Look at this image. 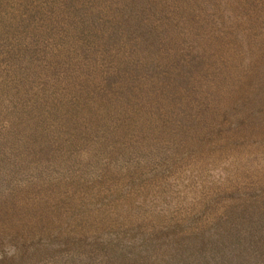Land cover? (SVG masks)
Masks as SVG:
<instances>
[{
  "label": "trees",
  "instance_id": "obj_1",
  "mask_svg": "<svg viewBox=\"0 0 264 264\" xmlns=\"http://www.w3.org/2000/svg\"><path fill=\"white\" fill-rule=\"evenodd\" d=\"M145 1L150 3L136 8L129 2L123 8L127 54L133 60L111 62L102 71L97 70L98 65H88L85 71L84 61L89 44L119 43L120 50L123 47V37H116L121 24L109 14L96 23L103 42L95 34L85 45L78 39L79 53L72 56V69L70 60L60 55L63 48L54 41L56 36L44 42L43 24L35 23L36 28L28 34V20L25 35L21 32L14 39L16 29L10 34L8 24L14 10L20 9L19 14L29 19L36 8L4 2L8 9L0 11V186L23 182L28 188H55L62 199L73 200L78 187L73 183L75 179H82L83 175L87 177L84 180L91 178L90 172L86 174L81 168L104 171L116 156L123 161V137H130V133H123V118H103L100 123L83 119L81 125L71 117H123V93L124 101L135 102L145 115L163 117L167 115L164 109L169 112L163 101L169 71L159 70L158 65L170 63L173 58L176 59L170 64L176 63L186 49L196 50L202 62L218 45L238 46L245 62L249 52L242 48L243 41L252 34L231 28L245 24L252 29L254 25L264 26V0ZM70 29L76 31L77 27L73 23ZM26 37L34 42V47L24 50L16 41ZM34 49H39L35 53L39 59L35 61L42 67L41 73L30 67L33 54L28 59L21 55ZM121 64L126 65L124 69ZM123 76L128 83L123 84ZM222 84L214 81L211 86L219 90ZM152 149L153 142H148L144 161L140 160L146 163L142 165L147 167L144 171L164 165L165 159L154 155ZM185 151L192 148H184L177 157L185 159ZM128 152L133 153L131 146ZM101 174L102 171L97 173V177ZM142 192L143 201L152 197L149 191ZM113 201L110 198L109 202ZM143 207L150 211V205L143 203ZM236 212L234 217L224 218L228 210L210 199L184 224L167 219L156 227L149 226L146 222L150 218L146 221L135 215L131 218L141 231L123 237L88 227L71 229L81 222L77 218L76 222L71 221V215L54 218L53 223L41 218L22 233L4 234L0 239V264H264V212L257 217L260 209L255 206L246 214L244 209ZM69 225L71 228L64 231Z\"/></svg>",
  "mask_w": 264,
  "mask_h": 264
},
{
  "label": "rangeland",
  "instance_id": "obj_2",
  "mask_svg": "<svg viewBox=\"0 0 264 264\" xmlns=\"http://www.w3.org/2000/svg\"><path fill=\"white\" fill-rule=\"evenodd\" d=\"M6 1L36 8L32 13L37 18L31 16L33 18L29 19L19 14L20 9L14 10L11 22L8 21L12 29L10 34L16 29L14 39L20 37L21 32L25 35L28 20V34L36 28L35 23L43 24L41 31L45 36L44 42L56 36L53 40H57L61 44L59 48H63L60 55L70 60L72 69L75 64L72 56L79 53L78 39L85 45L95 34L103 42L99 34L100 25L96 23H100L108 14L120 22L116 37H123L121 50L119 43L115 46L98 42L95 46L89 44L86 47L85 71H88V65H98L97 70L102 71L111 62L118 64L120 60L123 63L129 58L133 60L127 54L129 43L123 33V8L129 2L136 8L150 3L145 0H99L97 3L95 0H0L1 12L8 9L4 6ZM73 23L77 27L76 31L70 29ZM253 27L245 24L238 29L231 28L252 34L244 37L242 48H248L249 52V59L247 57L245 62L241 60L243 53L238 46L228 45L226 48L225 45H218L202 62L197 58L196 50L186 49L176 63L170 64L176 59L173 58L170 63L158 65L159 70L163 68L169 71L165 85L166 97L163 98L169 112L164 109L167 115L163 117L145 115L135 102L124 101V93L123 117H77L78 120L71 117L81 122V125L83 119L87 123L91 119L100 123L99 120L103 118H123V133H130V137H123V161L116 156L110 166H105L104 171L90 167L84 170L83 166L82 172H90L91 178L84 180L87 177L83 175L82 179H75L73 183H77L78 187L75 188L73 200L62 199L61 194H56L55 188H28L23 182L18 185L15 182L3 184L0 186V239L4 234L22 233L21 230L35 226L41 218L53 223L52 219L66 215L73 216V222H76V218L81 222L77 226L72 225V228L69 225L64 231L88 227L95 232L106 230L123 237V234L141 231L133 217L141 215L146 221L150 218L147 225L155 227L167 219L184 224L187 217L210 199L228 210L224 218L234 217L236 211L241 209L246 214L252 206L260 209L257 217L263 213L264 26ZM19 39L20 42L16 43L21 48L24 46V50L34 47V42L27 37L25 40ZM37 52L39 49L21 55L28 59L33 54L30 67L41 73L42 67L35 61L39 59L35 55ZM213 78L223 83L219 90L211 86ZM126 83L128 79L123 76V84ZM84 107H81L83 111ZM78 110V113L85 115V112ZM95 112L98 114L99 111ZM148 142L151 145L153 142L152 153L165 159V166L163 163L158 165L163 169L144 171L147 167L142 168L146 163L140 160ZM130 146L133 153L128 152ZM187 147H191L192 151H185V159L183 156L178 158L177 155ZM207 162L209 165L203 167ZM171 166L175 167L170 169ZM101 171V176L97 177ZM140 173L141 176L138 175ZM138 185L141 186L136 187ZM141 190L149 191L152 197L143 201L144 193H140ZM110 198H114L111 203ZM96 203L101 204V207H96ZM143 203L150 205V211L143 207Z\"/></svg>",
  "mask_w": 264,
  "mask_h": 264
}]
</instances>
